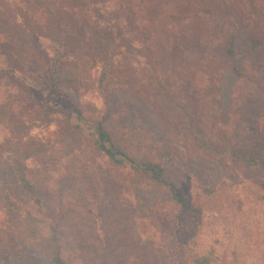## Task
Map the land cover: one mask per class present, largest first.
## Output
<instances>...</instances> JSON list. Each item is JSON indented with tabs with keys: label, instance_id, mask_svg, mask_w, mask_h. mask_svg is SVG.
Returning a JSON list of instances; mask_svg holds the SVG:
<instances>
[{
	"label": "rangeland",
	"instance_id": "rangeland-1",
	"mask_svg": "<svg viewBox=\"0 0 264 264\" xmlns=\"http://www.w3.org/2000/svg\"><path fill=\"white\" fill-rule=\"evenodd\" d=\"M262 91L264 0H0V195L13 201L0 196V252L14 264H51L41 246L74 264H264V171L225 154L264 156ZM74 107L160 161L190 211L111 164Z\"/></svg>",
	"mask_w": 264,
	"mask_h": 264
},
{
	"label": "trees",
	"instance_id": "trees-1",
	"mask_svg": "<svg viewBox=\"0 0 264 264\" xmlns=\"http://www.w3.org/2000/svg\"><path fill=\"white\" fill-rule=\"evenodd\" d=\"M153 1V0H150ZM263 11V9H262ZM210 13H206V17L209 16ZM236 43H237V34L232 33L225 44V52L230 59H234L236 56ZM53 73H54V80L57 79L58 76V69L56 64H52ZM232 74L236 76H243V73L240 67H232L231 68ZM104 81V77L100 79V82ZM258 94L264 96V91ZM72 114L76 116V119L83 121L82 123H77L75 128L83 129L86 127L88 130L89 135L93 138V144L103 153V155L109 160L111 164L116 167H124L129 166L132 170L137 173L146 174L148 176L153 177V179L167 188L168 192L170 193L171 197L180 205L182 209V214H187L190 209V203L186 202L183 197L179 194L176 187L167 179L165 175V170L163 165L160 161L152 160L149 158L141 159L135 158L131 154L126 151V146H121L119 142L115 141L110 129L105 124L104 119L99 121L90 122L85 119L82 111L80 108L74 107L72 110ZM225 154L230 156L232 159L241 161L245 163L247 166L251 167L253 170L258 169V171H264V156H259L258 153L252 152H245L238 149H235L231 146L229 149L225 151ZM20 185L23 189L30 190V185L28 181L21 176L19 179ZM17 180V181H18ZM260 187L264 190V181L258 183ZM19 185V183H18ZM5 201L13 205V201L9 198V193H6L4 196L0 195ZM0 197V199H1ZM41 249L46 252V255L51 261V264H74L67 259L63 258V256L58 252H51L49 248H45L41 246ZM9 249H6L0 252V264H14L15 260L12 258L10 253H8ZM192 264H210L208 258L205 257H194L192 259Z\"/></svg>",
	"mask_w": 264,
	"mask_h": 264
}]
</instances>
